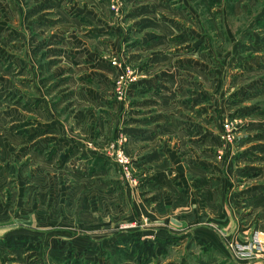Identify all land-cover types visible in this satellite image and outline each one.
I'll use <instances>...</instances> for the list:
<instances>
[{
    "label": "rangeland",
    "instance_id": "rangeland-1",
    "mask_svg": "<svg viewBox=\"0 0 264 264\" xmlns=\"http://www.w3.org/2000/svg\"><path fill=\"white\" fill-rule=\"evenodd\" d=\"M260 201L264 0H0V264H229L179 221Z\"/></svg>",
    "mask_w": 264,
    "mask_h": 264
},
{
    "label": "crops",
    "instance_id": "crops-1",
    "mask_svg": "<svg viewBox=\"0 0 264 264\" xmlns=\"http://www.w3.org/2000/svg\"><path fill=\"white\" fill-rule=\"evenodd\" d=\"M145 131V130H144ZM142 132V131H141ZM161 137V136H159ZM159 140H156V142H158ZM54 163V161H52ZM46 166H50V163H48V165ZM51 170V166L48 168V172ZM49 175V174H48ZM79 182V181H78ZM84 182V185L86 186V184H88L89 182L88 181H83ZM98 182V181H96ZM95 184V182H93ZM91 186V184H89ZM79 183H78V187H79ZM45 187L46 190H44L45 192L43 193V196L45 197L46 195H49V190H48V185H46ZM50 191H52V189L50 188ZM96 196V193L95 192H92L90 193V195L88 197H94ZM191 201V200H190ZM162 202V200L160 201ZM166 202V201H165ZM261 204L258 205L259 208H264V203L263 201H260ZM148 206V205H147ZM145 207L143 213L145 212L148 216H147V219L149 220V226L153 225V224H160V228L157 232H155V236L156 238H160V239H166L168 237L167 235V227L165 226V224H161V222H164L167 221V205L164 204L163 202L160 203L159 205L157 206H154L153 209H152V206L151 208L149 209V207ZM181 207H184V208H181L180 211L183 213V211H191V212H188V213H192L193 212V203L191 202V205H184V206H181ZM259 208H257L256 206V209H255V214H259ZM196 209V208H195ZM209 209L210 207H208V211H206V217H202L200 219V217L198 215H189L187 217H185V222L184 221H179V225L180 227L182 228H186V230H188L190 228V230L188 232H185L184 233H187L189 234L190 232V236H191V239H196L199 238V239H203L204 241H206V243H208V245L210 246V248H212L217 254L221 255L223 258H225L229 264H264V262L262 261H258V262H254V263H248V262H243V261H235L234 259H232V255L230 254V252L228 251L227 249V244L225 245L224 241L221 240L220 238V233H219V230H216L215 229H212L210 228V223L211 221H213L212 219L209 220V221H203L205 219H209L211 218L210 216L212 215L213 216V219H214V215H213V212L211 215H209ZM197 210V209H196ZM204 206H201V209H200V212H204ZM213 210V208H212ZM226 212V215L223 213L221 218L218 219V223L222 224L223 227H226V230L228 228H233V230L236 228V224L234 223L233 220H231V216L230 214L228 215V212ZM230 216V217H229ZM170 217V216H169ZM231 218V219H230ZM145 219V218H144ZM173 219V218H171ZM261 223L258 225V230L259 232L262 234V238L264 239V216L261 218ZM94 221V220H93ZM215 221V220H214ZM92 222V221H91ZM89 224L90 226H93L95 228H98L99 227V224L98 222H94V223H87ZM178 225V224H177ZM177 225L175 226V229H177ZM209 225V226H208ZM250 225V222L248 224V227ZM87 226V225H86ZM244 228V227H243ZM254 228V227H253ZM179 230H183V229H179ZM251 231L249 232H243L241 235H239V237H241L242 235H248L250 234ZM251 236V235H250ZM249 236V237H250ZM241 238H239L238 240H240ZM246 239V238H245ZM243 239V240H245ZM181 247H177L176 250L179 251ZM208 248L206 250V254L203 255L204 258H209V253L212 254V251L211 249ZM202 253L201 250L199 252V249H198V255ZM194 254V253H193ZM204 254V253H202ZM212 259H206V261H192L191 263H186V264H211Z\"/></svg>",
    "mask_w": 264,
    "mask_h": 264
},
{
    "label": "built area",
    "instance_id": "built-area-1",
    "mask_svg": "<svg viewBox=\"0 0 264 264\" xmlns=\"http://www.w3.org/2000/svg\"><path fill=\"white\" fill-rule=\"evenodd\" d=\"M231 136H229V139ZM120 162L127 164L126 158H121ZM228 251L237 261L254 263L258 261L264 262V240L258 232H254L246 240H232L228 242Z\"/></svg>",
    "mask_w": 264,
    "mask_h": 264
},
{
    "label": "trees",
    "instance_id": "trees-1",
    "mask_svg": "<svg viewBox=\"0 0 264 264\" xmlns=\"http://www.w3.org/2000/svg\"><path fill=\"white\" fill-rule=\"evenodd\" d=\"M167 242H168V241H165V242H162V243H164L165 245H167ZM148 246H149V245H148ZM166 247H167V246H161V247H159V249L156 251V254H157V255H162V254H164L165 251H166ZM148 248H149V247H148ZM148 254L153 256L154 252L151 251V252H148Z\"/></svg>",
    "mask_w": 264,
    "mask_h": 264
}]
</instances>
